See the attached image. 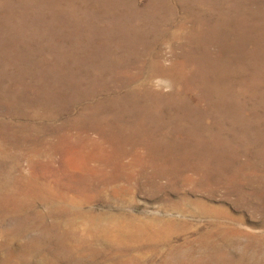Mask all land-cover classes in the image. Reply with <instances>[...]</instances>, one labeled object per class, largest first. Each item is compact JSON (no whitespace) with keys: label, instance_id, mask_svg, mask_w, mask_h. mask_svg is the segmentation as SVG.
<instances>
[{"label":"rangeland","instance_id":"374dc122","mask_svg":"<svg viewBox=\"0 0 264 264\" xmlns=\"http://www.w3.org/2000/svg\"><path fill=\"white\" fill-rule=\"evenodd\" d=\"M0 264H264V0H0Z\"/></svg>","mask_w":264,"mask_h":264}]
</instances>
